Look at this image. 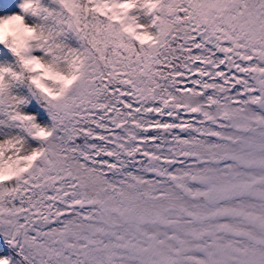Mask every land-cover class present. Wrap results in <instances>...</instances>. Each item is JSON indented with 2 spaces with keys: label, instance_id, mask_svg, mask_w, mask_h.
I'll list each match as a JSON object with an SVG mask.
<instances>
[{
  "label": "snow or ice",
  "instance_id": "obj_1",
  "mask_svg": "<svg viewBox=\"0 0 264 264\" xmlns=\"http://www.w3.org/2000/svg\"><path fill=\"white\" fill-rule=\"evenodd\" d=\"M0 264H264V0H0Z\"/></svg>",
  "mask_w": 264,
  "mask_h": 264
}]
</instances>
